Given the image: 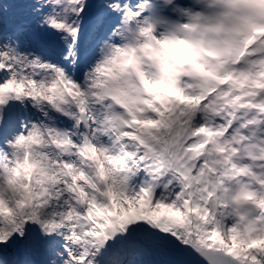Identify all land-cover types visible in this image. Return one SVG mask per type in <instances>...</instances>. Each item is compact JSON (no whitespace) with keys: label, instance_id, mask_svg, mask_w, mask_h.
Instances as JSON below:
<instances>
[{"label":"snow or ice","instance_id":"snow-or-ice-1","mask_svg":"<svg viewBox=\"0 0 264 264\" xmlns=\"http://www.w3.org/2000/svg\"><path fill=\"white\" fill-rule=\"evenodd\" d=\"M0 264H264V0H0Z\"/></svg>","mask_w":264,"mask_h":264}]
</instances>
